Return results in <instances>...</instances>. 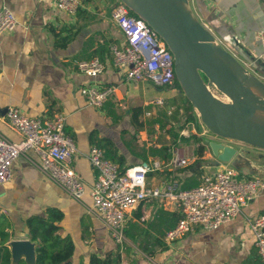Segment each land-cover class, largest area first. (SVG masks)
Returning a JSON list of instances; mask_svg holds the SVG:
<instances>
[{
  "label": "crops",
  "instance_id": "crops-1",
  "mask_svg": "<svg viewBox=\"0 0 264 264\" xmlns=\"http://www.w3.org/2000/svg\"><path fill=\"white\" fill-rule=\"evenodd\" d=\"M116 2L81 0L76 14L68 15L56 10L52 0H0V7L8 8L16 19L15 29L0 36V137L21 140L4 118L8 108L41 119L63 117L65 133L73 138L77 149L73 165L85 187L80 201L74 200L39 170L40 159L35 152L20 155L12 165L11 179L0 184V231L9 235L7 246L29 240L25 226L29 217L45 216L47 209H56L62 214L58 223L61 235L69 237L74 245L72 264H86L93 254L103 257L115 253L120 254V264L258 262L245 219L264 214V189L240 216L218 230L196 227L172 243H167L164 236L172 229L174 215L180 218L181 213L168 201L149 199L129 212L122 245L115 243L89 213L90 187L96 173L86 155L94 145L122 169L158 162L159 168L146 178L153 187H180L192 175L199 184L207 173L216 170L206 161L210 155L204 144L201 156L198 152L192 161L184 156L183 147H175L177 137H185L186 125L182 129L173 123L167 125V119L162 128L159 118L147 121L146 106L156 105V99L164 104L166 90L148 81L129 82L125 70L112 66L110 49L124 41L111 18ZM187 5L216 44L227 49L248 71L260 73L253 63L263 51L260 33L264 30V0H188ZM94 57L106 64L103 73L91 78L77 70L78 62ZM85 86L111 88L113 92L102 107L94 109L80 93ZM130 118L136 120L134 128ZM177 158L185 159L186 164L175 165ZM152 173L156 175L148 177ZM21 259L30 264L24 256Z\"/></svg>",
  "mask_w": 264,
  "mask_h": 264
},
{
  "label": "built area",
  "instance_id": "built-area-1",
  "mask_svg": "<svg viewBox=\"0 0 264 264\" xmlns=\"http://www.w3.org/2000/svg\"><path fill=\"white\" fill-rule=\"evenodd\" d=\"M80 4L81 0H52L56 10L68 15H75ZM111 18L124 37L121 46L113 45L110 49L112 66L125 70V79L129 82L148 81L158 88L173 85V56L165 42L143 19L132 16L130 9L121 1H117L111 10ZM15 26L14 14L8 8L0 7V36L12 32ZM260 40L263 51L259 60L264 62V30L260 33ZM105 69L106 64L97 57L77 63V70L91 78ZM112 92L111 88L90 86L80 89L86 104L97 109ZM154 104L163 105V100L156 99ZM4 118L21 140L13 142L0 137V184L11 179L14 161L32 150L40 159L39 170L70 198L80 201L85 187L73 165L77 149L73 138L65 133V119L61 116L47 119L29 117L17 108L6 109ZM86 158L96 173L90 187L92 207L89 213L100 221L119 245L124 241L126 215L146 200L168 201L179 207L180 219L164 236L167 243H172L191 234L196 227L205 231L218 230L240 216L264 189V179L252 174L238 178V170L228 164H219L196 187L177 190L175 184L153 187L147 183V174L159 168L158 162L141 163L121 171L96 146L90 148ZM174 164L184 166L186 160L177 158ZM245 221L258 257L264 264V214Z\"/></svg>",
  "mask_w": 264,
  "mask_h": 264
},
{
  "label": "water",
  "instance_id": "water-1",
  "mask_svg": "<svg viewBox=\"0 0 264 264\" xmlns=\"http://www.w3.org/2000/svg\"><path fill=\"white\" fill-rule=\"evenodd\" d=\"M119 1L165 42L173 56L175 79L201 123L218 138L264 150V121L250 115L252 109L264 111V84L250 75L231 53L215 43L209 31L186 9L188 0ZM253 65L264 74L263 61L257 60ZM202 76L229 101L216 98ZM242 81L252 90L247 89ZM209 147L215 157L211 162L214 167L228 164L239 170L245 161L229 146L209 143ZM9 246L11 264L22 260L21 256L27 263L35 264L33 242L14 241Z\"/></svg>",
  "mask_w": 264,
  "mask_h": 264
},
{
  "label": "trees",
  "instance_id": "trees-1",
  "mask_svg": "<svg viewBox=\"0 0 264 264\" xmlns=\"http://www.w3.org/2000/svg\"><path fill=\"white\" fill-rule=\"evenodd\" d=\"M110 57L112 56L109 52ZM174 84L179 88V84L175 79ZM183 113L179 119H174L171 123L178 125L179 128H183L187 123L195 121V113L193 107L187 99H184L182 108ZM138 112V111H137ZM136 114V112H135ZM160 127L164 128L167 124L166 121H157ZM141 126V124H140ZM204 147L200 146L198 154L201 156ZM119 166V165H118ZM120 167V166H119ZM121 171L122 169L120 167ZM196 175H192L191 178H187L177 190H185L189 188L196 187ZM264 212V211H263ZM178 215H174V224L172 228L176 225ZM62 219V214L56 209H47L45 216H33L29 217L25 226L28 233V238L31 242L35 244V264H72L71 258L74 252L73 242L69 237H62L61 229L58 223ZM9 241L8 233L0 231V264H11V252L10 248L7 246ZM120 254H108L106 256H98L93 254L89 257L86 264H120ZM16 264H25L23 260H19ZM78 264H85L83 261H79ZM253 264H262L258 258V262H253Z\"/></svg>",
  "mask_w": 264,
  "mask_h": 264
},
{
  "label": "rangeland",
  "instance_id": "rangeland-1",
  "mask_svg": "<svg viewBox=\"0 0 264 264\" xmlns=\"http://www.w3.org/2000/svg\"><path fill=\"white\" fill-rule=\"evenodd\" d=\"M116 1V0H115ZM119 1V0H117ZM117 4V2L113 5V7ZM112 7V9H113ZM186 9L189 10V7L186 6ZM130 14L132 16H136L134 13L130 11ZM218 45V44H217ZM220 45V44H219ZM222 47V45H220ZM224 48V47H223ZM225 49V48H224ZM228 51L227 49H225ZM229 52V51H228ZM230 53V52H229ZM238 61V60H237ZM239 62V61H238ZM240 63V62H239ZM244 67V65H242ZM246 69V67H244ZM248 71V69H247ZM250 75L256 77L264 84V74L263 73H253L250 72ZM203 81L208 86L209 90L212 92V94L222 100V101H229L227 97H225L223 94H221L217 88L214 85H209V81L205 76H202ZM155 89V88H154ZM160 90H166L165 94V102L163 105H154V106H146V113H149V115H145L147 121L149 118L155 120L156 118H159L163 122L168 119L170 121L167 125L171 124V122L174 119H179L180 116L183 113V110L181 109L184 99H186L184 93L182 92V89L179 88L176 84H173L171 86L163 87ZM255 90V89H254ZM255 94L259 95V93L255 90ZM93 108V107H92ZM97 109V108H94ZM167 112H170L171 114H167ZM194 113L196 115V119L193 122H189L184 127L185 129V137L179 138V141L175 143V147L179 149L180 147H183L184 149V156L189 157V161H192V158L197 156L199 147L204 144L206 146V149L210 156L207 158L208 165H210L211 162L215 161V157L212 154L209 143L214 144H220L223 146H229L236 150V156L241 157L245 161L242 165L239 166L238 170V178L239 177H247L250 174L253 173L256 176L261 177L264 179V150H260L258 148L233 141V140H227V139H221L213 135L200 121L198 113L194 110ZM131 121V127H135V122L132 121V118H130ZM125 127L129 129V126L126 125L127 121H124ZM137 124V123H136ZM121 127V126H120ZM179 127V126H178ZM97 147V145H94ZM180 153V151H179ZM205 165V164H204ZM207 165V166H208ZM156 174L152 173L149 174L148 177H154Z\"/></svg>",
  "mask_w": 264,
  "mask_h": 264
},
{
  "label": "bare ground",
  "instance_id": "bare-ground-1",
  "mask_svg": "<svg viewBox=\"0 0 264 264\" xmlns=\"http://www.w3.org/2000/svg\"><path fill=\"white\" fill-rule=\"evenodd\" d=\"M242 82H243V84L245 85V87H246L247 89L252 90V87H251L248 83H246V82H244V81H242ZM250 115L253 116V117H255V118H258V119H261V120L264 121V111H262V110H259V109H252V110L250 111Z\"/></svg>",
  "mask_w": 264,
  "mask_h": 264
}]
</instances>
